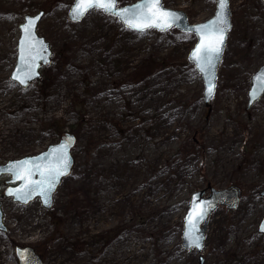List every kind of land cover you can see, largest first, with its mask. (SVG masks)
<instances>
[{
    "label": "rangeland",
    "instance_id": "374dc122",
    "mask_svg": "<svg viewBox=\"0 0 264 264\" xmlns=\"http://www.w3.org/2000/svg\"><path fill=\"white\" fill-rule=\"evenodd\" d=\"M72 1L0 0V164L65 132L76 137L72 170L50 209L5 198L0 177V264H17L16 246L32 247L43 264H264V94L246 107L250 77L264 64V1L229 0L208 114L187 60L193 34L134 32L97 11L74 23ZM163 4L199 23L215 0ZM39 10L51 61L41 69L46 80L22 88L9 77L18 25ZM208 184L237 186L240 198L233 209L218 206L203 248L187 251L180 242L189 196Z\"/></svg>",
    "mask_w": 264,
    "mask_h": 264
},
{
    "label": "snow or ice",
    "instance_id": "6c2138e0",
    "mask_svg": "<svg viewBox=\"0 0 264 264\" xmlns=\"http://www.w3.org/2000/svg\"><path fill=\"white\" fill-rule=\"evenodd\" d=\"M118 0H74L71 9V16L74 20L83 19L89 12L97 11L107 15L118 17L121 22L129 29L143 33L148 29H158L160 31L169 30L177 21L183 19L182 15L170 10H166L161 0H142L141 3L131 8L117 9ZM218 12L213 20L197 26L194 31L199 36V43L193 50L190 59L196 63L198 70L204 76L205 80L210 73H214L216 62L219 60L225 41V33L228 30L227 15L228 0H215ZM35 18H26V23L21 25L23 36L20 41V66L17 68L13 80L20 84H26L34 76L33 69L37 66V57H42L45 48L39 41L34 39ZM46 62V61H45ZM264 75V74H262ZM259 86L264 90V80L258 76L255 78ZM214 83L208 81L207 92L209 95L214 90ZM256 89H253L251 95H255ZM67 145H60L52 150L46 164H33L31 161H17L7 166L6 171L15 179L23 181L21 187L9 189L8 194L14 196L17 200L24 203L33 193H38L45 197V203L48 202L49 194L55 189L59 177L68 175L70 167L69 156L66 151ZM39 174L40 179L35 180L32 177ZM211 204H193L189 212L186 223L185 239L188 241L189 248L202 249V235H199L198 223L207 215ZM264 231V228L261 229ZM27 250H18L25 264H31V258L22 255Z\"/></svg>",
    "mask_w": 264,
    "mask_h": 264
},
{
    "label": "water",
    "instance_id": "95a60500",
    "mask_svg": "<svg viewBox=\"0 0 264 264\" xmlns=\"http://www.w3.org/2000/svg\"><path fill=\"white\" fill-rule=\"evenodd\" d=\"M262 1H264V0H262ZM141 2H142V0H137L134 3L123 5V6H118V4H117V9L131 8L134 5H136L138 3H141ZM161 3H162L163 7L166 10H170L172 12L179 13L183 17V19L177 21L171 28H175L176 30H179L180 32L193 34L194 37H195V43H194L193 47L190 49V51L188 52L187 60L190 63L193 64L194 69L201 76L202 83H203L202 99H203L205 107H207V114H208L209 111H210V106H209L210 103L209 102H210V100L213 97L214 92H215V87H214V90H213L212 94L211 95L208 94V92H207L208 81L213 82L214 85L216 86L217 67H218V65H219V63L221 61V57H222V53H223L224 46H225V43H226L228 32L231 29V19H230L231 12H230V8H229V0H228L229 12H228V15H227L228 30L225 33V41H224V45H223V50H222V53H221V56H220L219 60L216 62V67H215L214 73H210L209 74V76L207 78V81L205 80L204 76L198 70L196 63H194L190 59V57H191V54H192L193 50L196 48V46L199 43V36L195 33L194 29L197 26L205 24V23H207V22H209V21L214 19V17L216 16V14L218 12L217 4L215 3L214 11H213V14L211 15V17H209L205 21H202V22H199V23H190L187 15H186V13L184 11L168 8V7H166L163 4L162 0H161ZM73 5H74V0H73L72 4H71V6H70V8H69V10L67 12L68 19L71 22H79L82 19L74 20L72 18V16H71V9H72ZM37 16H39L40 18H39V20L35 21L34 39L39 41V44H37V48H39L40 45H43L44 48H45V51H43V53H42V57L43 58H40L39 56L37 57V66L33 69V71H34L33 78L29 79L26 84H20L19 81L13 80L12 77L14 76V74H16L17 68L20 66V47H19V45H20L21 38L23 36V32L21 30V25L26 23V18H35ZM42 16H43V11H38L37 13L32 14V15L31 14H25L23 16V21L18 25L19 35H18L17 42H16V60H15L14 67H13L12 72H11L9 77H10V79L12 81H15L22 88L26 87L32 81L39 79L41 66L46 65V64H48L50 62L51 49H50L49 42L46 41L43 36H40L37 33V25H38L40 19L42 18ZM117 19L119 20V22L125 28H127L121 22V20L118 17H117ZM127 29H129V28H127ZM152 29H154V30H156L158 32H164V31H160V30L155 29V28H152ZM129 30H131V29H129ZM131 31H134V30H131ZM134 32H136V31H134ZM262 74H264V64L261 65L256 71H254L253 74L250 77V86H249V89L247 91V97H248L247 104H246L247 107H250L251 105H253V103H255L257 100H259L262 97V95L264 94V90H262L260 88L259 82H257L256 79H255L256 77L260 76L261 80H264V75H262ZM254 88L256 89L255 95H251V93L253 92ZM75 141H76L75 135L66 132V133H64L63 135L60 136L59 140L56 143L49 144L44 150H42V151H40V152H38L36 154L25 155V156H22V157L16 158V159H9L4 164H0V177L1 176H7L8 177V179L6 181L7 186H6V188L4 190V194H3L4 197L10 198L12 202H15V203H18V204H21V205H26V204H28V203H30V202H32V201L37 199L44 209H46V210L50 209L52 207V204H53V195H54V193L56 192L57 188L59 187L62 179L67 177L69 174L59 177V179H58V181L56 183L54 191L49 194V198H48V202L47 203H45V197L43 195L38 194V193H33L28 198V202L24 203L23 201L17 200L14 196H11V195L8 194L9 189H16V188L21 187L23 181L15 179L10 173H8L6 171V168H7L8 165H10L13 162L25 161V160L31 161L33 164H37L38 163L40 165H44V164L47 163L48 158H49V154L52 152L53 149L59 147L60 145L66 144L67 145L66 151H67V154H68L69 160H70V167L68 168V173H70L72 165H73V157H72L71 151H72V148H73V146L75 144ZM32 178L35 179V180H39L40 176L37 173ZM207 189H208L209 193L207 195H205ZM239 195H240V190H239V188L237 186H231L229 188L217 190V189H214V188L210 187L209 184L207 185L206 188L200 189V190H197V191H194L193 193H191V195L189 196L188 207H187V210H186V212H185V214L183 216V221H182L181 242H180L181 246L187 251L190 250L188 241L185 239V231L187 230L186 218H187L189 212L192 210L194 203H196L197 205H200V204H204V205L211 204L212 205V207L208 209L207 215L205 216V218L202 221H200L198 223V225H197V227L199 228V233L198 234L202 235V237H203L202 244L204 245V240H205V236H206V229H207V223H208V216L219 205L220 206H226L229 209L235 208L237 206L238 201H239ZM260 196L264 197V187H263V189L260 192ZM262 228H264V213H263L262 217L260 218V220L258 222V226H257V231L264 235V231L261 230ZM0 232H3V233L7 232V226L5 225V223L3 221V212H2V209H1V203H0ZM18 250H27L26 252L22 253V255L30 257L31 258V264H43L41 258L34 251V249L32 247H30V246H23V247L16 246L14 248V253H15L16 260H17V264H25L24 259L21 258V254H18ZM195 250L196 251H200L201 249H195ZM199 260H200L199 263H201L202 257H200Z\"/></svg>",
    "mask_w": 264,
    "mask_h": 264
},
{
    "label": "trees",
    "instance_id": "16d2710c",
    "mask_svg": "<svg viewBox=\"0 0 264 264\" xmlns=\"http://www.w3.org/2000/svg\"><path fill=\"white\" fill-rule=\"evenodd\" d=\"M39 80H43V81H44V80H46V78L43 79V78L41 77ZM81 117H82L81 112H79V119H78V121H77L79 125H82V124H83V121H81V120H82ZM194 144H195V142H194Z\"/></svg>",
    "mask_w": 264,
    "mask_h": 264
},
{
    "label": "flooded vegetation",
    "instance_id": "af4514ba",
    "mask_svg": "<svg viewBox=\"0 0 264 264\" xmlns=\"http://www.w3.org/2000/svg\"><path fill=\"white\" fill-rule=\"evenodd\" d=\"M2 182H4V184L6 183V179L2 180ZM6 186V185H5ZM1 196V195H0ZM0 201H1V197H0Z\"/></svg>",
    "mask_w": 264,
    "mask_h": 264
}]
</instances>
